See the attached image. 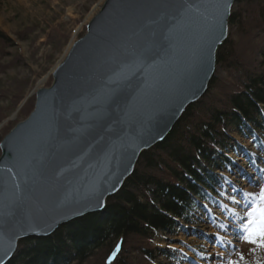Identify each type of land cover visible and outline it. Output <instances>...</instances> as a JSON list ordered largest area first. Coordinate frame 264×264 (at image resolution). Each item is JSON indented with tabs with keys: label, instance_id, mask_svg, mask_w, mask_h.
<instances>
[{
	"label": "water",
	"instance_id": "1",
	"mask_svg": "<svg viewBox=\"0 0 264 264\" xmlns=\"http://www.w3.org/2000/svg\"><path fill=\"white\" fill-rule=\"evenodd\" d=\"M236 1L188 0L194 8L183 19L173 6L181 0L105 1L85 35L53 71L50 87L37 90L31 114L0 142V168L18 172L15 165L27 159L35 172L27 190L23 177H15L21 182L26 211L0 222V243L13 245L4 264L15 258L22 242L47 240L64 226L101 213L134 174L141 156L163 143L185 112L207 94ZM225 3H231L227 12L217 7ZM162 28L172 29L174 39L164 47L156 45L154 67L131 80L119 110L95 119L93 94L104 86L110 70L158 41ZM73 163L78 167L72 168ZM117 178L122 182L116 183V190L105 191ZM11 183V174L0 175L4 203L12 192ZM93 186L103 193V207L91 194Z\"/></svg>",
	"mask_w": 264,
	"mask_h": 264
},
{
	"label": "rangeland",
	"instance_id": "2",
	"mask_svg": "<svg viewBox=\"0 0 264 264\" xmlns=\"http://www.w3.org/2000/svg\"><path fill=\"white\" fill-rule=\"evenodd\" d=\"M104 2L0 0V32L5 37L0 41V142L31 114L40 83L44 82V88L50 87L53 71L64 61L70 47L85 35L88 24ZM234 16L241 18V22L229 26L224 44L231 42L237 48L238 55L231 63L237 64L236 72L231 70L230 63H217L215 92L222 93L225 87L233 89L230 77L241 76L244 68L262 72L264 0H255L250 5L237 0L231 18ZM231 139L236 147L221 152L231 159L232 166L220 173L224 182L219 194L193 210L188 221L180 220V228L173 233L157 234L153 247L172 250L174 258L165 259L155 253L154 264H228L229 260H237L239 264H264V248L259 242H248L247 232L242 228L249 219L247 212L251 206L260 203L259 191L264 186V136L254 133L244 137L234 130ZM247 192L254 196L247 197ZM245 201L248 207L244 206ZM126 249L131 262L148 264L134 253L130 243Z\"/></svg>",
	"mask_w": 264,
	"mask_h": 264
},
{
	"label": "trees",
	"instance_id": "3",
	"mask_svg": "<svg viewBox=\"0 0 264 264\" xmlns=\"http://www.w3.org/2000/svg\"><path fill=\"white\" fill-rule=\"evenodd\" d=\"M237 17L229 25L240 24ZM233 47L231 42L222 45L217 63H230L236 72L237 64L231 63L238 54ZM261 69H242V78L230 77L233 89L225 87L222 93L215 92L214 79L206 96L185 112L169 137L141 156L134 174L101 213L76 220L47 240L22 242L9 264H134L128 243L148 264L155 263V253L173 259L172 250L154 248L153 241L158 233L179 229L180 220L188 221L193 210L219 194L224 182L220 173L232 166L221 152L236 147L231 133L264 136V60ZM117 245L119 252L113 256Z\"/></svg>",
	"mask_w": 264,
	"mask_h": 264
},
{
	"label": "snow or ice",
	"instance_id": "4",
	"mask_svg": "<svg viewBox=\"0 0 264 264\" xmlns=\"http://www.w3.org/2000/svg\"><path fill=\"white\" fill-rule=\"evenodd\" d=\"M179 11L181 18H185L193 11L194 6L188 3V0H181L177 5H173ZM223 7L224 11L227 12L231 8V3H225L224 5H217V7ZM195 10L199 12V6H195ZM152 24H156L157 21H150ZM192 24H196V21L193 20ZM221 35L224 34V25L221 20L220 23ZM155 35V33H153ZM160 39L154 41L151 44L145 45L141 48L140 51H137L129 59H126L123 62H118L111 70L108 77L105 80L104 86L97 90L93 94V111L95 119H103L105 115L110 111H117L125 102V96L123 95L124 90L131 82V80L136 77L138 73H144L148 68L154 67V55L153 51L157 44L160 47H164L166 43H170L174 39V32L169 28H162L160 30ZM211 49L209 48V52ZM162 138V137H161ZM131 139V138H129ZM145 144L148 143L147 140L144 141ZM129 147H132V144H128ZM138 147V145H137ZM103 151V149H101ZM135 150H133L132 155H135ZM107 158V157H105ZM19 171L13 172L12 168H0V175L7 172L11 174L12 183L11 188L12 192L8 198L7 203L0 201V222L3 221L6 217L14 218L19 213L26 211L23 208V202L21 199V182L15 179L16 176L23 177V187L24 190H27L30 187V182L33 179L35 172L31 166V162L27 159L24 160L23 164L15 165ZM91 166V165H89ZM78 165L76 163L72 164V168H76ZM27 169V171H25ZM64 171H71V169H65ZM127 171V168H125ZM59 176H63V172L58 173ZM64 179H68L64 177ZM122 181L117 178L116 182L111 185L110 189H105V191L116 190V183H121ZM68 183H72L71 180H68ZM257 183H259L257 181ZM99 193V195H97ZM91 194L95 197L98 206L103 207V193L100 192L98 187L93 186L91 189ZM247 197H253L254 193L247 192L245 193ZM260 203L254 206H251V210L247 212L249 219L246 223L242 224V228L247 232L245 239L251 244H256L259 242L260 247L264 248V186L260 187L259 197ZM235 200V197H233ZM237 205L240 204L239 201H236ZM245 207H248V202L245 201ZM35 212L39 213L41 210L38 205L34 206ZM2 226V223H0ZM224 225H221L223 227ZM120 245H117L116 251H119ZM13 250V245L9 242L6 246L0 243V264H4V257L9 256ZM115 252L113 256H115ZM241 260L244 259L243 255L240 257ZM228 264H239L237 260H229Z\"/></svg>",
	"mask_w": 264,
	"mask_h": 264
},
{
	"label": "bare ground",
	"instance_id": "5",
	"mask_svg": "<svg viewBox=\"0 0 264 264\" xmlns=\"http://www.w3.org/2000/svg\"><path fill=\"white\" fill-rule=\"evenodd\" d=\"M105 1H106V0H105ZM104 3H105V2H104ZM104 3H103V5H104ZM103 5L101 6V8L103 7ZM100 10H101V9H100ZM43 86H44V82H41V83H40V86H39V89L44 88Z\"/></svg>",
	"mask_w": 264,
	"mask_h": 264
}]
</instances>
